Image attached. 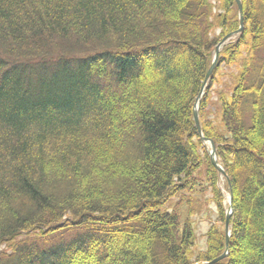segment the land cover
<instances>
[{"label":"trees","instance_id":"1","mask_svg":"<svg viewBox=\"0 0 264 264\" xmlns=\"http://www.w3.org/2000/svg\"><path fill=\"white\" fill-rule=\"evenodd\" d=\"M214 1L0 0V245L40 232L7 261L212 262L225 233L193 261L189 218L206 186L226 221L224 179L234 212L215 264H264V0H241L243 31L198 110L225 178L194 120L240 28L236 1ZM223 64L239 72L214 121Z\"/></svg>","mask_w":264,"mask_h":264},{"label":"rangeland","instance_id":"2","mask_svg":"<svg viewBox=\"0 0 264 264\" xmlns=\"http://www.w3.org/2000/svg\"><path fill=\"white\" fill-rule=\"evenodd\" d=\"M212 4H213V6L217 5L214 0H212ZM214 12L216 14H223V15L225 14L224 11H222L221 9L218 11L217 8L214 9ZM232 18H233V15L231 16L230 19H232ZM221 32H222L221 28H216L212 31L211 37L219 39ZM238 36H239V34L234 36L230 42H235L237 40ZM230 42H228V43H230ZM217 64H218V60H217V63L215 64L214 70H215ZM238 68H239V66H236V65L235 66H233V65L229 66V65L223 64V65L219 66L218 69L216 70V72L214 74V79H213L211 91L209 92V97H208L209 102L211 103V105H210L211 113L209 115L210 119H213L214 121L216 119L218 120V118L220 119V112H218V111H220V106H221L220 98H221V96H225V97L231 96V92L235 87L236 76L239 72ZM209 83H210V81L208 82L206 89L209 86ZM206 89H205L204 94L207 91ZM201 102H202V100H201ZM206 150L208 151V146H206ZM197 177H199V176L197 175ZM219 186H220V189L222 190V192L224 194V206L226 207V213H227V211L229 209V194L230 193H228V190L225 186L224 179H221ZM203 188H205V189H201L202 193L198 194L199 201H200L199 207L195 206V209L193 208L191 210L193 212V215L189 218V220L191 221L192 226L194 228V232H195V236H196L195 246L193 249V254H194L193 261H195L199 255H201L202 253H204L206 251L205 250V249H207V237H206V235L212 227H216L217 229L224 232L226 235L225 222H223V221H221V219H219V214H218V210L216 208V203L213 200V195H212V193L208 187L203 186ZM187 194H189V193H187ZM178 199H176V198L170 199L169 202H167L168 206H169V203L172 207L177 205ZM182 216H185V215L182 214ZM39 234H40V232H38V231L24 232V233H20L19 235H17L13 240L2 243L0 245V264H14L13 262L7 261L9 258H6V257L13 254V252L15 250L14 245H16L19 242L26 240V239L27 240L34 239L35 236H38ZM69 236H71V235H65L64 237L69 238ZM2 261H4V262H2ZM201 263H203V262H199L197 264H201Z\"/></svg>","mask_w":264,"mask_h":264},{"label":"water","instance_id":"3","mask_svg":"<svg viewBox=\"0 0 264 264\" xmlns=\"http://www.w3.org/2000/svg\"><path fill=\"white\" fill-rule=\"evenodd\" d=\"M236 3L238 5L239 14H240V28H239V31L238 32H233V33H230V34L226 35L219 42V44L217 45L216 50H215L213 64L210 67V69H209V71H208V73L206 75L205 81H204L203 86H202V90H201V92H200V94H199V96H198V98L196 100V106H195V110H194V120H195L196 127L199 130L202 142H204L205 145L209 146V156L211 158L212 164L214 165V167L219 171V173L224 178L227 177V175L224 172V169L222 168V166L219 164L218 154H217V151H216L215 144H214V142L212 140L207 139V138H205L203 136V133H202V130H201V125H200V120H199L198 110H199V107H200V103H201L202 97L204 96V92H205L206 86H207L208 82L210 81V78H211V76L213 74V71H214L215 64L217 63V60L219 58V53L221 51V48L224 45H226L228 42H230L234 36H236L237 34H239V33H241L243 31V27H244V24H243V7H242V4H241V0H236ZM232 200H233V197H232V194L230 193L229 194V209L227 211L226 221H225V231H226L225 252L221 256H219L218 258L213 260L212 262H203L201 264H215V263L221 261L222 259H224L225 257H227V255L229 253V238L231 236L230 219H231V216H232V214L234 212L233 211Z\"/></svg>","mask_w":264,"mask_h":264},{"label":"bare ground","instance_id":"4","mask_svg":"<svg viewBox=\"0 0 264 264\" xmlns=\"http://www.w3.org/2000/svg\"><path fill=\"white\" fill-rule=\"evenodd\" d=\"M236 1V0H235ZM53 63V62H52ZM196 106V105H195ZM194 110H195V108H194ZM194 194V193H193ZM177 195V194H176ZM185 200V199H184ZM170 204V203H169ZM169 208V207H168ZM176 208V207H175ZM232 223V222H231ZM206 250V249H205Z\"/></svg>","mask_w":264,"mask_h":264}]
</instances>
